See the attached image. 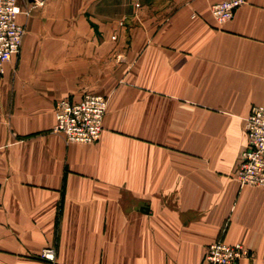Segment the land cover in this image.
Masks as SVG:
<instances>
[{"label": "crops", "instance_id": "1", "mask_svg": "<svg viewBox=\"0 0 264 264\" xmlns=\"http://www.w3.org/2000/svg\"><path fill=\"white\" fill-rule=\"evenodd\" d=\"M222 1L46 0L19 17L0 77V264H205L219 239L264 264V187L236 179L264 106V0L219 23ZM87 94L109 97L101 140L69 144L56 103Z\"/></svg>", "mask_w": 264, "mask_h": 264}, {"label": "built area", "instance_id": "2", "mask_svg": "<svg viewBox=\"0 0 264 264\" xmlns=\"http://www.w3.org/2000/svg\"><path fill=\"white\" fill-rule=\"evenodd\" d=\"M0 0V77L6 65L20 53L25 28L19 17H29L35 8H43L46 0ZM141 7L140 0H132ZM245 0H225L212 5L211 14L219 23L234 19ZM109 97L87 94L80 101L63 99L56 103L53 132L65 136L69 144H96L101 140ZM247 144L242 151L236 179L240 187H264V106H255L245 119ZM55 250L45 249L41 257L55 261ZM242 244H229L223 239L211 243L205 264H239L249 258Z\"/></svg>", "mask_w": 264, "mask_h": 264}, {"label": "rangeland", "instance_id": "3", "mask_svg": "<svg viewBox=\"0 0 264 264\" xmlns=\"http://www.w3.org/2000/svg\"><path fill=\"white\" fill-rule=\"evenodd\" d=\"M132 2V0H130ZM134 3V2H133ZM136 5V4H135Z\"/></svg>", "mask_w": 264, "mask_h": 264}, {"label": "water", "instance_id": "4", "mask_svg": "<svg viewBox=\"0 0 264 264\" xmlns=\"http://www.w3.org/2000/svg\"><path fill=\"white\" fill-rule=\"evenodd\" d=\"M30 1H33V0H30Z\"/></svg>", "mask_w": 264, "mask_h": 264}]
</instances>
